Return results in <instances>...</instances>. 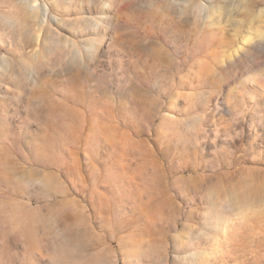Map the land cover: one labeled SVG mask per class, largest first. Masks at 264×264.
<instances>
[{
	"label": "rangeland",
	"instance_id": "rangeland-1",
	"mask_svg": "<svg viewBox=\"0 0 264 264\" xmlns=\"http://www.w3.org/2000/svg\"><path fill=\"white\" fill-rule=\"evenodd\" d=\"M0 264H264V0H0Z\"/></svg>",
	"mask_w": 264,
	"mask_h": 264
}]
</instances>
